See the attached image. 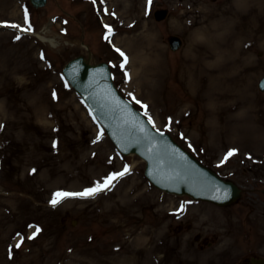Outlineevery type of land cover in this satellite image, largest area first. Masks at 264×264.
Instances as JSON below:
<instances>
[{
  "label": "rangeland",
  "instance_id": "obj_1",
  "mask_svg": "<svg viewBox=\"0 0 264 264\" xmlns=\"http://www.w3.org/2000/svg\"><path fill=\"white\" fill-rule=\"evenodd\" d=\"M161 8L169 16L157 22ZM47 25L56 48L33 35ZM201 30L216 39L204 40ZM170 35L183 40L176 52ZM79 55L108 63L121 93L154 127L235 182L241 199L220 208L152 187L145 163L118 153L63 79V66ZM263 76L264 0H48L42 9L0 0V264L264 257ZM219 77L224 87L213 86ZM125 166L95 195L51 203L55 193L84 192Z\"/></svg>",
  "mask_w": 264,
  "mask_h": 264
},
{
  "label": "water",
  "instance_id": "obj_2",
  "mask_svg": "<svg viewBox=\"0 0 264 264\" xmlns=\"http://www.w3.org/2000/svg\"><path fill=\"white\" fill-rule=\"evenodd\" d=\"M29 1L34 8L43 7L46 3V0ZM166 15V10L158 11L155 19L161 21ZM169 44L172 50H177L181 41L170 37ZM62 74L116 148L123 155L135 153L146 161L145 176L154 187L220 207L230 206L239 200L241 191L234 183L218 177L168 134L155 130L144 115L121 96L107 64L93 65L79 56L63 67ZM259 88L264 91V79L260 81ZM250 264H264V259L252 258Z\"/></svg>",
  "mask_w": 264,
  "mask_h": 264
},
{
  "label": "snow or ice",
  "instance_id": "obj_3",
  "mask_svg": "<svg viewBox=\"0 0 264 264\" xmlns=\"http://www.w3.org/2000/svg\"><path fill=\"white\" fill-rule=\"evenodd\" d=\"M148 2H149V4H151V0H148ZM27 20H28V14H27V11H26V12H25V22H26V23H27ZM8 26H11V27H13V28H19L18 25H14V24H12V25H8ZM106 27H108V26H106ZM30 30H31V25H29V27H28L27 29H21V31H30ZM108 33H109V35H111V29H110V28L108 29ZM16 38H17V39H20L19 36H17ZM105 38L107 39V36H106ZM117 51H119V49H117ZM120 54H121V56H124V53H123V52H121ZM41 58L43 59V55L41 56ZM127 62H128V58H127L126 56H124V62L120 65L121 68H123L124 65H125ZM125 75H127V73H125ZM130 95H131V94H130ZM136 102L139 103V101H136ZM142 106H143L145 109L147 108L146 105H142ZM145 114H147V113H145ZM148 123H153L152 120H151V117H149ZM153 126H154V124H153ZM140 131L143 132L144 129L141 128ZM97 138L99 139V136H98ZM233 154H234V150L229 151V152L227 153V155L225 156V160H227V158H228L229 156L233 155ZM128 171H129L128 167L125 166L123 172H121V173H117V174H113V175H110V176L106 177V178L104 179V182H103L102 184H99V183H98L94 188L86 189L84 192H80V193L57 192V193L54 194V199L51 201V203H52L53 205H56V204H58V203L60 202L61 199L65 198V197H68V196H93V195H95L96 193H98V192H100V191H102V190L108 188V187L111 185L112 181H113L114 179H116L117 176H123V175H124L125 173H127ZM181 210H183V206H182ZM38 231H39V229H37V232H38ZM19 246H20V245L17 244V247H19Z\"/></svg>",
  "mask_w": 264,
  "mask_h": 264
},
{
  "label": "bare ground",
  "instance_id": "obj_4",
  "mask_svg": "<svg viewBox=\"0 0 264 264\" xmlns=\"http://www.w3.org/2000/svg\"><path fill=\"white\" fill-rule=\"evenodd\" d=\"M50 25V23H49ZM202 32H200V37L203 38L204 40H207V39H216L217 35H214L211 31H208V30H201ZM49 33V26H45V28H43L41 31L39 32H36V33H33V35L38 38L41 42L43 43H47L49 45H51L52 47L56 48L59 46V42H58V38H55V37H52V36H49L48 35ZM156 45V44H155ZM147 46H148V50H151V54L153 56H156L158 55V48H154V44H151V41H149V43H147ZM198 51H202L200 49V47H196ZM196 50V51H197ZM212 52H215V51H212ZM211 52V53H212ZM155 53V54H154ZM141 60V59H140ZM138 60L137 63L139 64L138 66H142L144 65L142 63V61ZM152 62V66L154 65L153 61H150ZM151 65V64H150ZM215 72V71H214ZM217 73V72H216ZM219 81V83L217 84H213V86L215 87H224L226 85V79L225 78H222V77H219L215 82Z\"/></svg>",
  "mask_w": 264,
  "mask_h": 264
}]
</instances>
